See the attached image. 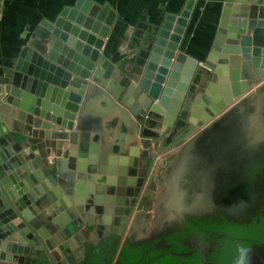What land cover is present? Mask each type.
Instances as JSON below:
<instances>
[{"label":"water","instance_id":"1","mask_svg":"<svg viewBox=\"0 0 264 264\" xmlns=\"http://www.w3.org/2000/svg\"><path fill=\"white\" fill-rule=\"evenodd\" d=\"M235 4L247 9L245 18L234 16ZM195 6L196 0H187L179 14L165 15L158 32L144 28L133 34V59L120 68L103 54L117 15L109 5L90 0H77L53 21H43L41 44L22 48L12 74L0 81V154L7 153L13 141L20 145L16 155L6 159L0 155L2 263L27 264L36 252L48 264H71L72 257L80 263L89 255L88 247L93 244L79 241L70 232L76 227L61 221V209L54 204L56 192L62 190L76 199L87 196V177L79 175L77 179L76 157L68 159L64 186L54 174L46 179L39 176L41 153L37 143L28 146L14 136L11 141L7 134L17 133L18 126L28 131L32 141H57L60 145L69 140L77 146L82 119L78 115L91 83L106 89L134 117L145 148L150 140L163 145L153 160L179 148L166 174L160 214L187 200L185 210L210 205L230 217L241 208L252 210L255 200L264 196V0H226L214 47L204 61L182 50ZM2 9L0 0V15ZM249 15L257 17L249 19ZM145 51L149 54L146 65L136 62L135 57L141 59ZM118 71L125 75L120 93L115 91V83L109 84ZM204 75L216 81L210 86V97L194 105L197 79ZM205 101L209 112L204 111ZM202 155H212L213 160L201 158L202 165ZM210 168L222 171L219 190L211 195L200 187ZM53 204L56 212L49 214L48 207ZM95 212L102 213V209L91 210ZM37 218L38 226L33 224ZM68 233L84 248L85 256H74ZM113 239L119 241L118 254L126 241H136L133 236L123 240V233L118 231H114ZM190 244L201 252L206 264L204 257L212 249L195 236L182 242L185 249ZM156 247L170 248L164 242ZM115 263L121 264L118 260ZM235 264H264V244L241 250Z\"/></svg>","mask_w":264,"mask_h":264},{"label":"crops","instance_id":"2","mask_svg":"<svg viewBox=\"0 0 264 264\" xmlns=\"http://www.w3.org/2000/svg\"><path fill=\"white\" fill-rule=\"evenodd\" d=\"M90 1L100 6L109 5L117 15L103 54L120 68L125 62L133 59L131 46L135 34L144 28L153 31V34L155 31L158 32L165 15L179 14L187 0ZM76 2L77 0H3L0 15V81L10 77L23 47L37 48L41 44L44 35L42 22L53 21L64 8L72 7ZM225 2L226 0H196L182 43V50L186 54L201 61L207 58L214 47ZM248 8L255 11L253 5H248ZM246 13L247 9L243 8V4H235V17L245 18ZM248 17L255 19L257 16ZM140 52L141 49L138 55ZM141 54L142 58L137 55L135 60L146 65L148 51ZM124 79L125 75L119 72L109 84L115 83V91L118 89L117 93H120L124 89ZM215 81L216 78H206L205 75L197 79L194 105H199L206 96L210 97L208 94L211 92L210 86L212 88ZM253 88L255 89V86ZM207 105L205 101L204 111L209 112ZM78 116L82 119L80 125L79 122L77 124L79 125L77 146L71 144L69 140L63 141L60 145L57 141L49 143L32 141L27 136L28 131L18 126L15 128L17 133L9 132L7 137L11 141L12 136L17 137L28 146L37 143L41 153L39 176L46 179L48 175L54 174L64 186L69 173L68 159L76 157L77 179L79 175L87 177V196L83 200L76 199L74 195L70 197L62 190L56 192L58 200L54 204L61 209L59 216L61 221L65 225L76 227L75 231L71 229L70 232L73 231L79 241L83 239L90 242L91 237H98L99 240L106 236L111 238L114 231L123 234L125 232L128 236L127 233L134 228L139 215L137 209L131 213L132 207L136 208L138 198L145 195V189L151 180V170L155 165L152 156L163 145L148 140L149 146L145 148V139L140 137V130L134 117L114 100L106 89L94 83L90 84L84 96L82 111ZM19 146L13 141L7 147V153L0 155L5 159L10 155H16L20 152ZM178 150L179 148H175L163 153L161 158ZM139 190L141 192L133 196V193ZM54 204L48 207L49 214L56 212ZM98 207L102 209V213H91V210ZM83 227H88L92 233ZM68 234V243L72 244L75 250L74 256H85L84 248L79 245L75 236ZM32 259L29 258L27 264H32ZM0 264L5 263L0 261Z\"/></svg>","mask_w":264,"mask_h":264},{"label":"trees","instance_id":"3","mask_svg":"<svg viewBox=\"0 0 264 264\" xmlns=\"http://www.w3.org/2000/svg\"><path fill=\"white\" fill-rule=\"evenodd\" d=\"M197 223L203 229L207 243H217L215 253L211 255L213 264H235L241 250L256 244H264L262 213L250 223L230 222L223 216L209 217ZM186 227L189 229L187 230ZM193 232L202 236L196 225L185 222V226L173 228L170 232L166 230L150 241H126L120 254H118L119 241L114 244L102 242L96 248L88 247L89 255L85 261L78 263L73 257L69 260L71 264H116V260L121 264H203L200 251L193 255L175 256L189 252L183 247L182 242ZM212 235L214 237L210 238ZM161 239L170 245L169 250L155 247V243ZM168 253L173 255H167Z\"/></svg>","mask_w":264,"mask_h":264},{"label":"flooded vegetation","instance_id":"4","mask_svg":"<svg viewBox=\"0 0 264 264\" xmlns=\"http://www.w3.org/2000/svg\"><path fill=\"white\" fill-rule=\"evenodd\" d=\"M208 156L209 155H207V156L202 155V157L200 156V158H199L200 164L203 165V163H201V158L203 160L205 159V161H206V159L207 160L208 159L213 160L212 155L210 157H208ZM153 161L154 160L152 159V162ZM154 164L157 165L156 161H154ZM221 173H222V171L217 172L216 169L210 168L209 172H208V174H209L208 177L204 180V182L202 184H200V187H202V189L204 188V190L208 191L210 193V195L214 194V192L217 193V190H219L218 188L220 187L219 183L221 181H219V180L221 179V177H220ZM196 178H197V176H195L194 181H197ZM193 186H196V182L193 183ZM200 187L198 189H200ZM155 188H156V184L153 182H150L148 185V188L145 189V191H146L145 195L142 196V198H138V201L142 202V201L148 200L150 198L149 190L153 191ZM140 192H141L140 190L138 192L135 191L133 193V196H137L138 193H140ZM162 201L165 202V199H163ZM191 201H189V202L194 203V201H192V202ZM187 203H188L187 200H181V201L176 202L175 206H171V207L169 206L165 211L163 209V214L161 213L156 218L155 224L150 231L145 228L144 223H142L141 216L137 215V218H136L137 220H136L134 228H132V230L127 233L128 236H126L125 232H124L123 240H126V237L133 236V238L136 239L135 242L150 241V240L158 237L162 232H165L166 230L168 232H170L173 230V228H181V227L185 226V222H186L189 224L196 225L198 228V232L201 233L202 236H199L198 234L193 232L183 241L190 240L194 236L197 237L200 240L201 244H205L210 249H212V252H207L206 256L204 257V260L206 261V264H213V262L211 261V255H213L215 253V248L217 247V243L216 242L207 243V240H206L204 233H203V229L201 227H199V224L197 223V221L199 222L201 220H206L209 217L216 218L218 216H223L230 222L232 221V222H237V223H246V222L250 223L253 221V219H257V216L260 215L261 213L264 214V196H262V198H260V199L255 200V202L252 204V210H244V208H241V210L239 209V211L236 214H232V215H230V217H226L220 211H218L215 206H210V205L207 207L200 208V209H195L193 211L185 210ZM134 205L136 206V204H134ZM132 208H134V206ZM135 210H136V208H135ZM34 221L35 222H33V224H35V225L37 224V226H38L39 222H40L38 220V218L35 219ZM186 229L188 230L189 228L186 227ZM213 237H214L213 235L210 236V238H213ZM139 238H144V240H139ZM102 242L106 243V244L107 243H113V244L115 243L113 237L109 238L108 236L102 237L100 240L98 239V237H94V238L91 237L89 243H92L93 244L92 246H94V247H92L90 245L91 248H96ZM162 242L167 244V242L165 240L161 239L155 243V247L157 244L162 243ZM169 247H170V245H169ZM158 249H164V248H158ZM194 250H196L194 248V245L190 244L189 248H188L189 252L188 253L186 252L184 254L188 255L189 253H191L193 255L194 253L198 252V251H194ZM37 254H38V252H36L35 255L31 257V259L33 258L32 264H48V262L46 260L40 259ZM87 257H88V255L84 257L83 261H85ZM202 259H203V257H202Z\"/></svg>","mask_w":264,"mask_h":264},{"label":"built area","instance_id":"5","mask_svg":"<svg viewBox=\"0 0 264 264\" xmlns=\"http://www.w3.org/2000/svg\"><path fill=\"white\" fill-rule=\"evenodd\" d=\"M173 155L174 152L169 154V156L167 155L161 159L159 157L157 158L158 160H156V168L162 170L161 172L157 171L159 174H161V177L157 182V179H155V181H152L156 184V188L152 191V195H150V198L146 201H142L143 203L141 201H138V205L136 207L139 215L141 216L142 223H144L145 228L149 231L153 228L156 218L162 211L160 209V204L163 203V190L167 181L166 174L169 168L172 167L175 162V158ZM159 160H161L160 162L162 163H159Z\"/></svg>","mask_w":264,"mask_h":264},{"label":"rangeland","instance_id":"6","mask_svg":"<svg viewBox=\"0 0 264 264\" xmlns=\"http://www.w3.org/2000/svg\"><path fill=\"white\" fill-rule=\"evenodd\" d=\"M155 154V153H154ZM162 156V155H161ZM161 156L159 157V158H161ZM168 156H169V154H168ZM165 161V160H164ZM162 163V162H161ZM160 166H161V164H160ZM157 171H159V172H161L162 170L161 169H157L156 168V165L154 166L153 165V167H152V170H151V180H150V182H152V181H155V179H157L156 180V182L160 179V177H161V174H159ZM157 198H159V197H157Z\"/></svg>","mask_w":264,"mask_h":264}]
</instances>
